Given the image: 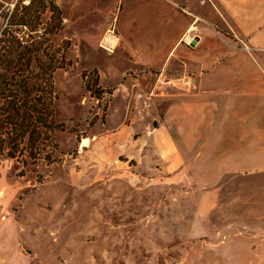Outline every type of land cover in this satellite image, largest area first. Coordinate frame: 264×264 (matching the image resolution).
<instances>
[{"label": "rangeland", "instance_id": "obj_1", "mask_svg": "<svg viewBox=\"0 0 264 264\" xmlns=\"http://www.w3.org/2000/svg\"><path fill=\"white\" fill-rule=\"evenodd\" d=\"M137 1L0 0V37L20 36L35 50L30 63L0 60V72L30 76L24 88L51 101L36 148L0 153V264H231L224 246L248 210L264 206L227 180L199 184L194 160L169 170L154 150L126 155L166 125L177 147H189L179 143V113L165 120L169 99L150 68L118 55L121 29L139 31ZM10 86L0 80V90Z\"/></svg>", "mask_w": 264, "mask_h": 264}, {"label": "crops", "instance_id": "obj_2", "mask_svg": "<svg viewBox=\"0 0 264 264\" xmlns=\"http://www.w3.org/2000/svg\"><path fill=\"white\" fill-rule=\"evenodd\" d=\"M137 2L139 31L128 36L121 29L118 55L130 58L131 67L150 68L155 88L169 99L165 120L179 113V143L189 147H177L165 123L162 136L156 133L126 155L142 159L154 150L169 170L194 160L199 184L220 188L227 180L245 190L251 205L264 201L263 191H250L264 189V0ZM220 15L239 38L236 46L219 28ZM188 33L195 36L192 43L183 39ZM117 142L122 147L113 146L114 151L124 153L123 142ZM207 162L211 169L204 171ZM249 211L243 231L224 246L231 264H264V206Z\"/></svg>", "mask_w": 264, "mask_h": 264}, {"label": "trees", "instance_id": "obj_3", "mask_svg": "<svg viewBox=\"0 0 264 264\" xmlns=\"http://www.w3.org/2000/svg\"><path fill=\"white\" fill-rule=\"evenodd\" d=\"M8 41L11 42L8 43ZM0 46L3 50L0 53V60L3 62L7 58H10L12 63L23 60L30 63L34 59L35 50L25 45L20 36L13 35L12 40L0 37ZM60 63L55 62L53 67L61 66ZM48 75V77L44 76V81L51 78V72ZM28 77L30 76L20 77L17 72H0V80L10 79L11 84L8 93L0 90V153H7L10 156H17V153L24 152L30 142L31 149L36 148L39 124L44 123L48 126L46 118L42 120L40 115L44 113L41 109L45 111L44 109L48 108L51 101H45L46 98L41 100L44 98L40 94L33 96L29 93L30 90L24 88Z\"/></svg>", "mask_w": 264, "mask_h": 264}, {"label": "built area", "instance_id": "obj_4", "mask_svg": "<svg viewBox=\"0 0 264 264\" xmlns=\"http://www.w3.org/2000/svg\"><path fill=\"white\" fill-rule=\"evenodd\" d=\"M112 33H113V31H112ZM110 35H111V34H110ZM112 36H113V35H112ZM110 37H111V36H109V39L106 38V39L104 40L105 46H106L107 48H109V49H111L109 45H111V43H112V40L110 39ZM111 38H112V37H111ZM183 39H184L187 43H192V42L195 40V36H194L193 34H191V33H188V34H186V35L183 37Z\"/></svg>", "mask_w": 264, "mask_h": 264}]
</instances>
